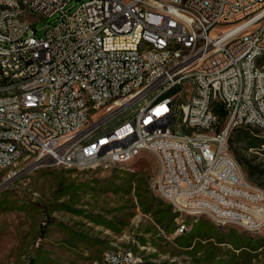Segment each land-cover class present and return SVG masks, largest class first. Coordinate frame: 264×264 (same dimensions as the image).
<instances>
[{"label": "built area", "instance_id": "obj_1", "mask_svg": "<svg viewBox=\"0 0 264 264\" xmlns=\"http://www.w3.org/2000/svg\"><path fill=\"white\" fill-rule=\"evenodd\" d=\"M70 2L32 0L33 17H26L21 0H0V162L17 157L5 135L20 136L32 149V171L104 164L64 151L63 142L75 146L78 139L105 147L116 160L136 161L154 142L124 117L144 96L161 95L163 104L148 107L149 116L171 117L159 130L157 145L167 147V156L154 155L155 186L168 191L174 214L185 207L194 219L213 213L222 226L232 219L247 232L264 229V189L248 181L242 166L222 170L225 159H235L225 137L242 128L264 131V0H89L73 13ZM41 20L50 23L37 37ZM176 41L189 42V58L170 52ZM173 65L180 72L171 73ZM82 88L92 89L93 99H84ZM33 103H43L47 114L15 119L22 105ZM123 122L132 129L123 130ZM181 126L194 127V139L175 151L165 135L181 138ZM205 137L214 144L204 145ZM186 221L177 218V226L186 229ZM104 263L143 259L114 249L104 253Z\"/></svg>", "mask_w": 264, "mask_h": 264}, {"label": "rangeland", "instance_id": "obj_2", "mask_svg": "<svg viewBox=\"0 0 264 264\" xmlns=\"http://www.w3.org/2000/svg\"><path fill=\"white\" fill-rule=\"evenodd\" d=\"M87 1L71 0L68 8L73 13ZM49 23L36 25L37 37ZM176 123L181 125L180 115ZM228 144L248 181L264 189V131L236 129ZM154 155L148 151L127 166H39L30 172L32 159L24 157L0 173V186L21 174L0 191V264H103L104 253L114 249L133 250L142 264H264V229L247 232L232 219L222 226L213 213L199 219L193 212L174 214L156 191ZM177 218L187 220L186 229L177 226Z\"/></svg>", "mask_w": 264, "mask_h": 264}, {"label": "bare ground", "instance_id": "obj_3", "mask_svg": "<svg viewBox=\"0 0 264 264\" xmlns=\"http://www.w3.org/2000/svg\"><path fill=\"white\" fill-rule=\"evenodd\" d=\"M21 12L26 17H33L32 0H21ZM170 52L180 54L181 58L190 57V49L188 41H176L170 45ZM261 59V58H260ZM264 67V66H262ZM180 72V65L171 66V73ZM0 73H3V66H0ZM183 85H192V78H183ZM17 95H24V88H17ZM82 96L84 99H93V92L90 88H82ZM163 104L161 95H146L142 99V104L138 105L133 113H126L128 119L133 120V130H136L140 137H147L149 131V139L154 144L148 145V151L160 155L167 156V147L160 146L161 131L164 125L171 124L170 116L148 115V107L160 106ZM82 111H91V104H82ZM47 107L43 103H33L22 105L20 111L15 112V119H26L34 115H46ZM132 129V122H123V130ZM189 134L181 132V138H177V134L165 135V142H172V149L175 151H184L190 148V141L194 139V127H187ZM195 139H202V131H195ZM230 137H225V144H228ZM5 142L11 145V151L17 154V157L11 160V164L0 162V173L11 169L17 162L24 157L32 159V149L26 143L22 142V138L18 135H5ZM214 144V137H205L204 145ZM64 151H72L75 155L88 156L90 160H97L104 164H113L119 166H127L134 162V159L116 160V155L110 154L105 147H91L88 139H78V145L74 146V142H63ZM27 159V158H26ZM239 164L235 159H225L222 163V170H230ZM156 191L162 197L168 199V191L164 188H156ZM175 211L188 212L185 207H176ZM189 213V212H188ZM190 215V213L188 214ZM108 264V263H107Z\"/></svg>", "mask_w": 264, "mask_h": 264}, {"label": "water", "instance_id": "obj_4", "mask_svg": "<svg viewBox=\"0 0 264 264\" xmlns=\"http://www.w3.org/2000/svg\"><path fill=\"white\" fill-rule=\"evenodd\" d=\"M33 168L34 167H29L28 169H27V171L26 172H30V171H32L33 170ZM23 174V173H22ZM19 176H21V174L20 175H15L14 177H11V178H9L7 181H5V183H3L1 186H0V191L2 190V189H4V188H6L7 186H9L10 184H12Z\"/></svg>", "mask_w": 264, "mask_h": 264}, {"label": "crops", "instance_id": "obj_5", "mask_svg": "<svg viewBox=\"0 0 264 264\" xmlns=\"http://www.w3.org/2000/svg\"><path fill=\"white\" fill-rule=\"evenodd\" d=\"M103 264H104V262H103Z\"/></svg>", "mask_w": 264, "mask_h": 264}]
</instances>
